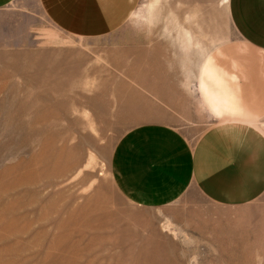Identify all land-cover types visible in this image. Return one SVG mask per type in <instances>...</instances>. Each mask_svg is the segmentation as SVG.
<instances>
[{
  "label": "rangeland",
  "instance_id": "rangeland-1",
  "mask_svg": "<svg viewBox=\"0 0 264 264\" xmlns=\"http://www.w3.org/2000/svg\"><path fill=\"white\" fill-rule=\"evenodd\" d=\"M135 4L116 29L83 36L39 0L0 9V264H264V194L217 206L190 188L144 208L114 183L112 152L132 128L196 138L216 121L161 98L235 36L227 0Z\"/></svg>",
  "mask_w": 264,
  "mask_h": 264
},
{
  "label": "crops",
  "instance_id": "crops-1",
  "mask_svg": "<svg viewBox=\"0 0 264 264\" xmlns=\"http://www.w3.org/2000/svg\"><path fill=\"white\" fill-rule=\"evenodd\" d=\"M136 2L39 0L56 26L79 36L116 29ZM228 11L235 36L185 73L177 95L161 98L163 107H206L216 121L196 138L167 123L139 125L113 149L114 183L140 207L169 205L190 188L217 206L248 207L264 194V0H228Z\"/></svg>",
  "mask_w": 264,
  "mask_h": 264
},
{
  "label": "bare ground",
  "instance_id": "bare-ground-1",
  "mask_svg": "<svg viewBox=\"0 0 264 264\" xmlns=\"http://www.w3.org/2000/svg\"><path fill=\"white\" fill-rule=\"evenodd\" d=\"M228 1V0H227Z\"/></svg>",
  "mask_w": 264,
  "mask_h": 264
}]
</instances>
